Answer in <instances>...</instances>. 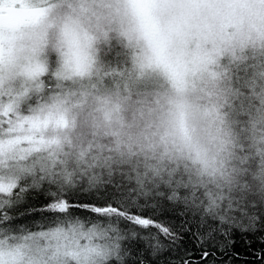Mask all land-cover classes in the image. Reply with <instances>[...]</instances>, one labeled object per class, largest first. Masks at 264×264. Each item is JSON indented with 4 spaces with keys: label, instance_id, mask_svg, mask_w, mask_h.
Listing matches in <instances>:
<instances>
[{
    "label": "clouds",
    "instance_id": "obj_1",
    "mask_svg": "<svg viewBox=\"0 0 264 264\" xmlns=\"http://www.w3.org/2000/svg\"><path fill=\"white\" fill-rule=\"evenodd\" d=\"M23 2L43 14L10 31L0 0V119L63 117L41 128L58 179L205 215L264 201V0Z\"/></svg>",
    "mask_w": 264,
    "mask_h": 264
},
{
    "label": "snow or ice",
    "instance_id": "obj_2",
    "mask_svg": "<svg viewBox=\"0 0 264 264\" xmlns=\"http://www.w3.org/2000/svg\"><path fill=\"white\" fill-rule=\"evenodd\" d=\"M11 9L13 19L7 25L15 30L21 26L35 23L43 14L42 10L25 6ZM142 14L148 17L146 9ZM2 27V25H0ZM5 49L0 33V57ZM52 113L41 118L36 116L23 125L14 126L9 120L0 119V264H124L129 251L122 248V241L139 236L148 241L153 256L164 249L160 237L170 241L169 247H180L186 234L196 241L199 257L182 248L179 259L170 264H230L224 259L227 249L218 237L230 239L231 230L239 228L242 232L255 231L256 224L264 218V201L252 198L230 199L219 213L201 214L196 206L187 207L193 220H184L177 227L155 212L160 199L139 202L123 198L122 186L116 183L103 188L78 184L66 174L63 180L46 163L44 153H50L54 141L47 140L41 128L53 122ZM58 125L64 123L63 117L54 120ZM25 133V134H22ZM31 159V163L28 161ZM31 192H40L45 202L39 207L26 205V197ZM176 198L169 196L166 201ZM24 206V207H22ZM38 214L40 219L33 221L31 227L16 221L24 216ZM186 213H181L184 215ZM199 217L198 221L195 217ZM124 222L133 226L128 233L113 227ZM193 223L196 224L193 231ZM139 229L140 231H137ZM144 232L145 235L140 233ZM114 233V235H109ZM106 240L109 243H96ZM8 241H20L15 255L23 258L17 261L9 251L5 260L4 248ZM251 244V241H248ZM259 264H264V248L256 253ZM140 264H144L143 261Z\"/></svg>",
    "mask_w": 264,
    "mask_h": 264
},
{
    "label": "trees",
    "instance_id": "obj_3",
    "mask_svg": "<svg viewBox=\"0 0 264 264\" xmlns=\"http://www.w3.org/2000/svg\"><path fill=\"white\" fill-rule=\"evenodd\" d=\"M45 202V197L40 192H31L26 197V205L31 204L39 207ZM22 206V207H24ZM146 212H155L157 215L163 217L165 220L172 222L177 227L179 224L188 219L193 220L192 214L187 212L182 206H174L168 201H161L157 209H146ZM181 213H186L181 215ZM38 214L29 215L19 218L16 222L23 225L32 226L33 221L39 220ZM199 217H195L198 221ZM118 227L128 233L133 226L126 224L124 222H119ZM196 224L193 223V231H195ZM137 231H140L137 229ZM141 235L146 233L142 232ZM226 246L227 255L224 259L230 264H259L258 257L256 255L257 251L264 248V218L259 220L256 224L255 231L242 232L239 228H233L231 230L230 239L233 243H229L228 239L224 237H218ZM161 243L164 245V249L157 253L155 256L152 254L151 248L148 247V241L141 239L139 236L135 239H126L122 241V248L129 251L130 255L125 258L124 264H140L141 261L144 264H170V261L179 259V253L182 248H187L193 253V259L199 257V249L196 248V241L193 239L192 235L186 234L183 241L180 242V247L172 249L169 247L170 241L165 240L160 237ZM248 241L252 243L249 244ZM112 264H117L116 261H112Z\"/></svg>",
    "mask_w": 264,
    "mask_h": 264
}]
</instances>
